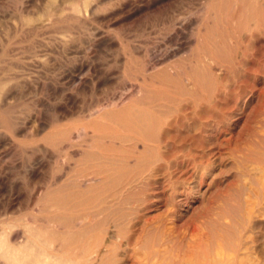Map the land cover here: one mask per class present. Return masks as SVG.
Listing matches in <instances>:
<instances>
[{
	"label": "rangeland",
	"instance_id": "obj_1",
	"mask_svg": "<svg viewBox=\"0 0 264 264\" xmlns=\"http://www.w3.org/2000/svg\"><path fill=\"white\" fill-rule=\"evenodd\" d=\"M138 90L164 96L153 104L156 113L170 111L158 130L175 137L165 130L157 138L165 142H154L161 147H154L159 168L149 176L142 168L136 169L140 177L130 175L129 168L133 177L124 178L127 167L123 174L115 167L122 177L112 182L99 171L108 157L126 164L115 150L119 140L111 138L124 131L120 122L130 118ZM184 106L190 115L208 110L174 126ZM110 113L118 122L104 117ZM98 145H113L112 156L102 151L101 160L88 162L84 156L99 153ZM79 169L81 175L86 169L83 178ZM58 193L66 199H57ZM107 198L149 238L176 237L166 262L214 264L241 245L239 264H264V0H0V239L73 253L109 229L119 230L95 214ZM67 200L77 201L70 206ZM84 209L95 213L82 219ZM84 223H90L87 231ZM80 231L90 241L77 238L83 246L74 239ZM192 236L198 241L190 248ZM6 247L0 264H12ZM145 247L137 246L136 259L154 246Z\"/></svg>",
	"mask_w": 264,
	"mask_h": 264
},
{
	"label": "bare ground",
	"instance_id": "obj_2",
	"mask_svg": "<svg viewBox=\"0 0 264 264\" xmlns=\"http://www.w3.org/2000/svg\"><path fill=\"white\" fill-rule=\"evenodd\" d=\"M185 76V75H184ZM186 77V76H185ZM185 80V79H184ZM188 84V83H187ZM144 88V87H143ZM143 92L144 90H140V92ZM139 93V90H138V97H136L137 95H135L134 94V96H133V98H136L135 99V102H137L136 104H138V107H136V104H134L135 106H134V108L132 109L131 107H129L128 105V107H125V109L126 108H131L132 110H133V112H130V118L129 119H127L126 117H129V116H126L125 118L127 119V122L129 121H131L130 123H127V122H125V123H121L120 122V125L122 126V128H124V129H122V130H124L123 132L121 131V134H118V135H116V136H113L114 137V139H113V137L111 138V140H113L114 142L116 141L117 142V140H119V145L117 144V148L115 149V147H113V145H109V146H105L106 145V142H105V145H104V147H99L100 145H98L97 147H99V149L101 150V153H100V151H98L97 150V152H99V153H96L95 152V154H94V152L93 153H88L86 150V152L88 153H86V152H83V156H84V153L85 154H87V155H85L84 156V158L86 157L88 160V162H89V160L91 159V160H94L93 158H100L99 160H101V157H99L103 152L102 151H105V153H106V151H108L109 153L107 154V155H109L110 154V152L112 151V150H116V153H118V152H121L122 153V155H117V156H122V158H124V162L126 163L125 164V166H124V164H123V166H121V165H119V164H117V163H115L116 161H118L117 159H112L111 157H110V159H109V157H108V159L107 160H105L104 161V163H106L107 165L105 166V165H102L100 162H103V160L102 161H99V162H96L97 164H101L102 165V167L104 168V166L105 167H107L105 170H106V172H104V173H102L101 171H102V167H99L100 165H97L95 162V164H92V163H90L91 164V166L93 165H95V167H96V165L99 167V168H102L101 169V171H99L101 174H103L102 176H104L105 174H107V179H109V181L111 180V179H117V178H120V177H122V176H120V177H118L120 174H121V172H122V174H123V171L124 170H126V167H127V169H128V172H126V171H124V172H126L127 173V177H124V178H128V177H133V176H135L136 174H135V172L137 171L136 169H138V173H139V169L140 168H142L144 171V174H150V173H152V171L154 170V169H157V166L159 165V164H155L154 162L156 161V159H158V155L156 156V155H154V147H156V146H154L153 144H155L154 142H156V144H161L160 143V141H162V140H159V139H157L158 137H159V135L160 134H162V132H163V134H165V132H167L168 131V134L169 135H167V136H169L170 138H173L174 139V137H175V135L173 134L174 132H172V130L170 131L169 129H165V130H167V131H162L161 132V128H160V130H158L159 129V127H161V126H163V124H165V122H166V116H165V112H161L162 110H160V113L158 112V113H156V112H154V102L155 101H160L162 98H164V96L162 95V97H161V95L160 94H157V96H147V94H144V93ZM137 93V92H136ZM146 93V92H145ZM154 93V92H153ZM158 93V92H157ZM154 94H156V91H155V93ZM150 95H152L151 94V92H150ZM132 98V97H131ZM129 99L130 101H132V99ZM165 99V98H164ZM163 99V100H164ZM168 99H170V98H168ZM133 102V101H132ZM134 103V102H133ZM160 103H161V101H160ZM132 104V103H131ZM156 104V103H155ZM165 103H163V104H159L161 107H162V105H164ZM130 105V104H129ZM153 105V106H152ZM126 106V105H125ZM131 106V105H130ZM155 106H157V104L155 105ZM160 106H158L157 108L158 109H160L161 107ZM124 107V106H123ZM123 107L121 108V109H123ZM135 107L137 108L136 110H135ZM156 108V107H155ZM186 107L184 106V108H182V111H181V113L179 114V116H176V118L171 122V124H173L174 126L175 125H177V124H180V123H184V122H187V121H189L190 119H195V118H197L198 117V119L200 118V116H201V114H203V113H200V112H202L204 109H202V111H200L199 113H196V111L194 112V113H192L193 115H190V113H188V112H186L187 110V108L185 109ZM205 108V107H204ZM124 110V109H123ZM206 110V109H205ZM204 110V111H205ZM208 110V109H207ZM206 110V111H207ZM122 111V110H121ZM126 111H130V109L129 110H126ZM211 111L212 110H209V112H210V114H207V113H205V114H207L206 116H208V115H211ZM103 112V111H102ZM120 112V111H119ZM119 112H117L116 114H119ZM166 112L168 113V111L166 110ZM177 112V111H176ZM105 113V112H104ZM123 115H122V114ZM120 114V116H124L125 114V112L124 111H122ZM169 113H170V111H169ZM168 113V114H169ZM102 114V113H101ZM168 114H166V115H168ZM103 115H105V114H103ZM174 115V114H173ZM204 115V114H203ZM202 115V117L204 118V116ZM119 116V117H120ZM169 116H170V114H169ZM169 116H167V117H169ZM171 116H172V114H171ZM205 116V117H206ZM104 117H106L107 119H110V121L111 120H114V118H116L115 117V115L114 114H106ZM211 117V116H210ZM170 118V117H169ZM168 118V119H169ZM202 118V119H203ZM209 118V117H208ZM117 119V118H116ZM172 119V118H171ZM121 120H122V118H121ZM108 121V120H107ZM114 121H116V120H114ZM113 121V122H114ZM123 121V120H122ZM105 122V121H104ZM116 122H118V121H116ZM112 123V122H111ZM169 123V122H168ZM113 124H116V125H118L119 123H113ZM112 124V125H113ZM162 124V125H161ZM171 124H168L170 127H172L171 126ZM108 125V124H107ZM166 125V124H165ZM167 125V126H168ZM120 126V127H121ZM174 126H173V128H174ZM111 127V126H110ZM130 128V129H129ZM112 129V128H111ZM174 130V129H173ZM176 130H177V128H176ZM175 131V130H174ZM81 133V131H78V133ZM80 133H79V135H80ZM180 133V132H179ZM177 134V133H176ZM166 135V134H165ZM164 135V136H165ZM188 135V134H187ZM186 135V136H187ZM105 136H108V135H105ZM167 136H165V137H167ZM104 137V136H103ZM185 137V136H184ZM184 137H182V138H184ZM98 138V137H97ZM96 138V139H97ZM104 138H106V137H104ZM108 138V137H107ZM106 138V139H107ZM164 138V137H163ZM168 138V137H167ZM196 138V137H195ZM95 139V138H94ZM102 140H103V138H101ZM106 139H104V141L106 140ZM161 139H162V135H161ZM98 140V139H97ZM164 140V139H163ZM99 141V140H98ZM101 142V141H100ZM139 142H141V144L143 145L142 146V149L138 146L139 145ZM165 142V141H164ZM163 141H162V143H164ZM86 143V142H85ZM102 143V142H101ZM110 144H113V143H111V141L109 142ZM100 144V143H99ZM103 144H104V142H103ZM103 144H101V146L103 145ZM108 145V144H107ZM165 145V144H164ZM92 147V146H91ZM158 147V146H157ZM94 148V147H93ZM158 148H160L161 149V147L159 146ZM103 149V150H102ZM138 149H141V151L140 150H138ZM117 150H119L118 152H117ZM158 150V149H157ZM157 150L155 151V152H157ZM163 153V152H162ZM161 153V154H162ZM112 154V153H111ZM110 154V155H111ZM113 154H115V153H113ZM164 154H165V152H164ZM159 155L160 157L161 156H163L162 158H163V160H164V157H165V155ZM77 155V154H76ZM82 155V154H81ZM105 155V154H104ZM106 155V156H107ZM109 155V156H110ZM82 156V157H83ZM112 156V155H111ZM116 156V155H115ZM157 158H156V157ZM104 157V156H103ZM102 157V158H103ZM154 157L156 158L155 160H153L154 159ZM105 158H107V157H105ZM162 158H160V159H162ZM135 160V162H136V164H135V162H133L134 164H133V166L130 164V162H131V160ZM90 160V161H91ZM120 161L119 162H121V159H119ZM130 160V161H129ZM84 161V160H83ZM82 161V162H83ZM87 161H85L86 162V164H88V162ZM154 161V162H153ZM158 161H159V159H158ZM161 161V160H160ZM157 162V161H156ZM123 163V162H122ZM83 164H84V162H83ZM85 164V165H86ZM153 164H155L154 165V167H153ZM89 165V164H88ZM87 165V168L88 169H90L89 168V166ZM117 165V166H116ZM128 166H132V167H128ZM161 166V165H160ZM115 167H117L118 168V170H120L121 172L119 173V175L117 174L119 171H117V168H115ZM119 167H120V169H119ZM121 167H123L124 168V170L121 168ZM164 167V166H163ZM86 168V169H87ZM92 168V171H89V172H94L95 170H97V168L95 169L94 168V170H93V167H91ZM129 168L131 169L130 171L131 172H133V173H129L130 171H129ZM158 168H159V166H158ZM85 169V170H86ZM142 169H140V171L142 170ZM81 169H79V170H77L78 172H80V175H81V171H80ZM85 170L83 169L82 170V175H83V172H85ZM133 170V171H132ZM68 172V171H67ZM70 172V171H69ZM69 172L67 173L68 174V176H69ZM100 173H98V174H100ZM131 175V174H134L133 176H129V174ZM137 173V172H136ZM137 173V175H139ZM66 174V175H67ZM79 174V173H78ZM93 174H97V172L95 173H93ZM93 174L91 173V175L93 176ZM101 174H100V176H101ZM125 174V173H124ZM149 174H148V176H149ZM79 175V176H80ZM81 175V177L83 178V176ZM118 175V176H117ZM143 175V174H142ZM73 176V175H72ZM76 176V175H75ZM85 176H87V178H85V179H88L89 177L88 176H90V173H89V175H85ZM126 176V175H125ZM141 176V174L138 176V177H140ZM71 177V176H70ZM77 177H78V175H77ZM77 177L75 178L74 177V179H76L77 180ZM98 177V176H97ZM117 177V178H116ZM80 178V177H79ZM82 178H80V179H82ZM91 178V177H90ZM96 178V177H95ZM106 177H104V179H105ZM136 178H137V176L136 177H134V179H130V182H129V184L130 185H132L135 181H136ZM74 179H73V182H77V181H79V180H77V181H74ZM114 179V180H115ZM67 180H70L69 178L67 179ZM91 180H93V177L91 178ZM96 180V179H95ZM94 180V181H95ZM119 180H120V182H122V180L121 179H118V182H119ZM127 180V179H126ZM126 180H125V182H126ZM57 181H59V180H57ZM108 181V180H107ZM112 181V180H111ZM143 181V180H142ZM60 182V181H59ZM64 182V181H63ZM67 182V181H66ZM65 182V183H66ZM69 183L71 182V181H68ZM113 182V181H112ZM123 182H124V180H123ZM124 182V183H125ZM67 184L68 186V188L70 189V187L69 186H72V189L74 188V190H76V185L73 187V184ZM79 184H80V182H78ZM78 183H74V184H78ZM83 183V182H82ZM109 183V182H108ZM106 181L105 182H103V184H105V186H109V184H108ZM117 183V182H116ZM115 183V184H116ZM55 184H57V183H55ZM59 184V183H58ZM64 184V183H63ZM78 184V185H79ZM107 184V185H106ZM114 184V185H115ZM120 183H118V185H119ZM122 184V183H121ZM136 184V183H135ZM81 185V184H80ZM111 185H113V184H111ZM122 185H124V184H122ZM61 186H62V184H61ZM66 186V185H65ZM81 186H83V185H81ZM126 186V185H125ZM129 186V185H128ZM80 188V186H77V188ZM87 187V186H86ZM110 187H112V186H110ZM127 187V186H126ZM60 188V187H59ZM63 188V187H62ZM65 188V187H64ZM63 188V189H64ZM82 188H85L84 186L82 187ZM89 188V187H88ZM109 188V187H108ZM69 189L67 190V191H69ZM86 189V188H85ZM94 189V188H93ZM58 190H60V189H58ZM78 190V191H77ZM76 191H77V193H79V189H77ZM82 189H80V191H81ZM87 190V189H86ZM85 190V191H86ZM90 189H88V191H89ZM57 191V190H56ZM66 191V190H65ZM64 191V192H65ZM71 191V190H70ZM69 191V192H70ZM76 191H73L74 193L76 192ZM84 190H82V192H83ZM130 191H131V188H130ZM58 192V191H57ZM61 191H59V193H60ZM63 192V191H62ZM61 192V194H64V192L62 193ZM72 192V193H73ZM59 193L57 194V199H58V195H59ZM67 193V192H66ZM76 193V194H77ZM83 193H86V192H83ZM88 193V192H87ZM86 193V194H87ZM75 194V195H76ZM86 194H85V196H86ZM104 194V193H103ZM105 194H106V192H105ZM71 195V194H70ZM78 195V194H77ZM80 195V194H79ZM82 196H83V194H81ZM88 195V194H87ZM59 196H61V195H59ZM64 196L65 195H63V196H61L60 197V199H62V197L64 198ZM69 196V195H68ZM67 196V197H68ZM73 196H74V194H73ZM102 196H105V195H102ZM56 197H54V200L56 199ZM78 197H80V196H78ZM107 197V196H106ZM106 197H103L102 199H103V201H104V198L106 199ZM114 197V196H113ZM113 197H111L112 198V201H115V202H117L116 201V199L115 200H113L114 198ZM117 197V196H116ZM69 199L71 198V199H75L74 197L72 198V197H68ZM82 198V197H81ZM85 199H89V197L87 198V196L86 197H84ZM98 198H100V197H98ZM109 199H110V196L108 197ZM107 198V200H106V204H103V202L101 203V204H103L104 206H102L101 208H100V212H97V213H95V212H93L92 214H99V213H102V214H104V218H105V220L104 219H102V220H104V221H102V222H110V223H112V226L114 225V227L116 226V227H119V230H108L107 231V229L106 228H108L107 226H104V228L106 229V233H105V235L103 234V236H96V238L95 239H92L91 241H92V243H88L89 244V246L87 245H85V247H82V248H76L75 249V251L73 252V253H71V252H69L71 249L70 248H65L66 250H69V251H60V250H56L55 249V246L53 247L54 249L51 251V250H48L47 248H45V247H42V246H39L35 241H32V240H27V241H24L23 243L22 242H18V243H16V242H14V241H12V239L10 240L9 238L7 239H0V248H1V246H7L6 248V250L5 251H3V254L6 256V258H7V260H9V261H11L12 262V264H176L174 261H171L170 263L169 262H166V256H167V253H168V245L170 244V243H172V242H174V239L176 238L175 236H173V235H167V234H165V233H159V235L158 236H152L151 235V238H153V240H151V238H149V236H148V234L146 233V231L143 229V225H146V224H143L141 227H142V229H140V230H138L137 228H136V226L138 225H135V223H131V221H129L130 220V218H129V220H127L126 222H125V220H126V218H127V216H128V212H127V210H114V209H112V207H111V205H110V203L112 202V201H109V205H108V199ZM57 199L55 200V202L57 201ZM64 199H66V198H64ZM68 199V200H69ZM77 199H79V198H77ZM85 199H84V201H85ZM90 199H91V197H90ZM90 199L88 200V201H90ZM101 199V198H100ZM67 200V201H68ZM81 202L83 201V200H81V199H79ZM93 200V199H92ZM123 200V199H122ZM65 201V200H64ZM70 201V200H69ZM69 201L68 202H65V204L67 203V204H69L70 205V203H72V201L73 202H75V201H77V200H72L70 203H69ZM88 201H85V203H87ZM100 201H102V200H100ZM124 201V200H123ZM60 203V201L58 200L57 201V203ZM93 202V201H92ZM91 202V203H92ZM62 203H63V201H62ZM62 203H60V204H62ZM83 203V202H82ZM100 203V202H99ZM75 204V203H74ZM73 204V205H74ZM79 204H80V202H79ZM98 204V203H97ZM112 204V203H111ZM114 204H116V203H114L113 202V205ZM76 205H77V202H76ZM87 205H89V203L87 204ZM91 205H94V204H91ZM90 205V206H91ZM98 205H100V204H98ZM71 206V205H70ZM69 206V208H71ZM75 206V205H74ZM73 206V207H74ZM94 206H96V205H94ZM96 207H98L99 208V206H96ZM69 208H67V209H69ZM75 209V208H74ZM94 209H96V208H94ZM112 209V210H111ZM116 211L115 213H114V215H115V217L117 216V217H119L117 220H114V221H111V218H114L113 216L111 217L110 215H112L111 213H110V211ZM90 211V210H89ZM97 211H99V210H97ZM113 211V212H114ZM76 213H78L77 211H76ZM83 213H87V212H85V209H84V212ZM88 213H90L91 214V212H88ZM84 214V216L82 217L81 216V214H80V218L82 217V219L84 218V217H87V216H90V214ZM110 213V214H109ZM91 214V215H92ZM101 214V215H102ZM75 215V214H74ZM83 215V214H82ZM87 215V216H86ZM130 215V214H129ZM71 216V215H70ZM111 218H110V217ZM73 217H76L78 220H80V218L77 216V215H75V216H73ZM90 217H92V216H90ZM94 217H96V216H94ZM97 217H99V216H97ZM63 219H64V217H62ZM70 218V217H69ZM55 219V218H54ZM63 219H60V217L58 218V220H63ZM66 219V218H65ZM68 219V218H67ZM86 219H88V217L86 218ZM93 219V218H92ZM96 219V218H95ZM99 220L98 221H96V223L97 222H100V218H98ZM56 220V219H55ZM69 220V219H68ZM67 220V221H68ZM77 220V221H78ZM91 220V219H90ZM94 220V219H93ZM65 221V220H64ZM64 221H61L62 223H64ZM76 221V222H77ZM81 221V220H80ZM85 221V220H84ZM147 221H149V220H146V223H147ZM66 222V221H65ZM73 222V221H72ZM88 222V221H87ZM15 223V222H14ZM57 223V225H58V223L59 222H56ZM67 223H69V222H67ZM78 223V222H77ZM82 223V222H81ZM81 223H80V225H81ZM86 223V222H85ZM84 223V224H85ZM104 223H102L103 225H104ZM109 223V224H110ZM145 223V222H144ZM150 223V222H149ZM149 223H148V225H149ZM71 224V223H70ZM69 224V225H70ZM89 224L90 223H88V225L87 224H85V225H82V228L85 226H89ZM97 224H99V223H97ZM160 224V223H159ZM158 224V225H159ZM65 225V224H64ZM67 226H68V224H66ZM66 225H65V227H66ZM79 225V224H78ZM91 225H95V224H92L91 223ZM129 225V226H128ZM147 225V226H148ZM71 226V225H70ZM95 226H97L98 228H99V226L98 225H95ZM160 226H162V225H160ZM43 227V226H42ZM62 227H63V225H62ZM90 227V226H89ZM89 227H86V228H83V230H86L87 231V228H89ZM101 227V226H100ZM113 227V228H114ZM149 227V226H148ZM148 227H145L144 226V228H148ZM157 227H159V226H157ZM164 227V226H163ZM13 228V227H12ZM57 228V227H56ZM58 228H61V227H58ZM68 228H69V226H68ZM80 228H81V226H80ZM81 228V229H82ZM91 228H92V226H91ZM97 228V229H98ZM102 228H103V226H102ZM130 228H131V230H130ZM135 228V229H134ZM161 228V227H160ZM165 228V227H164ZM46 229V228H45ZM94 230L96 229L95 227L93 228ZM101 229V228H100ZM100 229H98V232H99V230ZM118 229V228H117ZM162 229V228H161ZM59 230V229H58ZM57 230V231H58ZM89 230V229H88ZM61 231H65V229L64 230H62L61 229ZM60 231V232H61ZM68 231V230H67ZM79 231V230H78ZM90 231H91V229H90ZM163 231H165V229L163 230ZM59 232V231H58ZM62 232V233H63ZM93 232V231H92ZM95 233H96V230L94 231ZM80 233H82V234H80ZM85 232H82V231H80L79 233H73L74 234V237L75 236H77V237H75L74 239H76V241H77V238H80V239H82L83 240V237H84V239L85 238H87V236L86 235H88L87 233H86V235L84 234ZM91 233V232H90ZM94 233V234H95ZM10 234V233H9ZM12 234V233H11ZM67 234V233H66ZM68 234H69V232H68ZM78 234H80V235H78ZM7 235V234H6ZM92 236H93V233L91 234ZM91 235H90V237H91ZM96 235H99V234H96ZM24 236V235H23ZM67 236V235H66ZM86 236V237H85ZM9 237H10V235H9ZM13 237V236H12ZM195 236H192L191 238H189V240H188V242H187V245H188V247H193L194 245H196V241H198L196 238H194ZM68 239V238H67ZM73 239V240H74ZM91 239V238H90ZM18 240V239H17ZM87 240H89V238L88 239H85L84 241H87ZM19 241V240H18ZM84 241H80L79 240V242H84ZM75 242V241H74ZM79 242L77 241V243L79 244ZM87 242H90V241H87ZM72 242H70V244H71ZM76 243V242H75ZM76 243V244H77ZM81 243V244H82ZM86 242H84L82 245L81 244H79V245H81V246H83L84 244H85ZM150 244L151 245H153L154 247L151 249V250H149V253H147V254H145V257L142 259V260H138V259H136L134 256H135V251H136V249H137V246H146V247H150ZM71 245H73V246H75L76 247V245L73 243V244H71ZM149 245V246H148ZM59 247V246H58ZM70 247V246H69ZM72 247V246H71ZM145 247V248H146ZM244 246H241V245H239L235 250H233V254L231 253V256H230V254H229V256H222L223 258H221L220 257V259L218 258V260H215L216 261V263H214V264H239V262H238V253H239V251L240 250H242V248H243ZM5 248V247H4ZM72 248H74V247H72ZM125 249L124 250V252L123 253H121L120 252V249ZM58 249V248H57ZM1 250V249H0ZM64 250V249H63ZM194 251H195V249H194ZM194 251H192V252H194ZM191 252V253H192ZM197 253V252H196ZM195 253V254H196ZM222 253V252H221ZM224 253V252H223ZM74 254V255H73ZM193 254V253H192ZM199 254V253H198ZM197 254V255H198ZM220 254V253H219ZM225 254V253H224ZM196 255V256H197ZM200 255V254H199ZM217 255V254H216ZM222 255V254H221ZM226 255V254H225ZM220 256V255H219ZM198 257V256H197ZM197 257H196V259H195V257H194V259H192V260H197ZM204 257V256H203ZM202 257V258H203ZM214 257V256H213ZM217 257V256H216ZM182 258V257H181ZM191 258V257H190ZM189 258V259H190ZM202 258H201V256H200V260H202ZM209 258V257H208ZM183 259V258H182ZM182 259H181V261H182ZM210 259V258H209ZM213 259V258H212ZM211 259V260H212ZM185 261H186V259H184ZM205 260V259H204ZM180 261V262H181ZM188 261V260H187ZM186 261V262H187ZM166 262V263H165ZM178 262V261H177ZM179 262V263H180ZM185 262V263H186ZM195 264V263H199V264H201L200 262H187L186 264ZM205 263V262H204ZM208 263H209V261H208ZM180 264H184V261H182ZM203 264V263H202ZM210 264V263H209ZM212 264V263H211Z\"/></svg>",
	"mask_w": 264,
	"mask_h": 264
}]
</instances>
